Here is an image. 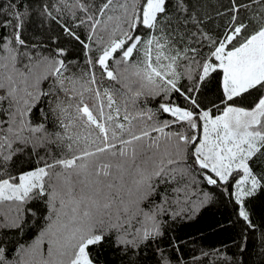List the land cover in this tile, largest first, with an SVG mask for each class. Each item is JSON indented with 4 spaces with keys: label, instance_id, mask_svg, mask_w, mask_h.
Masks as SVG:
<instances>
[{
    "label": "snow or ice",
    "instance_id": "6c2138e0",
    "mask_svg": "<svg viewBox=\"0 0 264 264\" xmlns=\"http://www.w3.org/2000/svg\"><path fill=\"white\" fill-rule=\"evenodd\" d=\"M252 4L258 14L247 22L239 13ZM61 5L73 20L76 10L85 14L76 26H87V43L62 26L84 46L86 69L72 72L75 62H66L63 48L45 55L26 44V13L15 12L13 34L0 36V228L22 233L25 205L36 200L47 208L35 239L19 243L12 259L0 246V264H94L90 246L111 233L118 246L137 250L163 235L161 217L194 213L205 202L191 201L194 173L209 185H228L234 173H242L234 195L248 221L245 198L264 187V169L253 171L264 160V0H231L220 38L200 27L198 0H104L94 11L84 0H58L57 13ZM44 14L56 19L48 5ZM93 43L95 58L89 54ZM217 72L223 107L214 104V113L201 108L196 94ZM182 78L191 87L179 86ZM46 81L47 90L41 87ZM173 93L188 106L172 102ZM148 97H161L157 111L171 119L156 120L152 109L137 107ZM45 98L61 131L50 133L44 123L31 121ZM45 142H59L70 155L41 158L42 166L15 176L8 171L25 147L35 151ZM161 184L174 186L159 192Z\"/></svg>",
    "mask_w": 264,
    "mask_h": 264
},
{
    "label": "trees",
    "instance_id": "16d2710c",
    "mask_svg": "<svg viewBox=\"0 0 264 264\" xmlns=\"http://www.w3.org/2000/svg\"><path fill=\"white\" fill-rule=\"evenodd\" d=\"M74 2L75 0H68L69 4ZM84 2L90 5V11H94L104 0H84ZM236 2L251 4V0H236ZM57 4L58 0H0V36L13 34V26L16 23L13 19L15 12L26 13L22 16L24 27L21 32V38L25 39L26 44L37 45V50L45 55H54L55 49L63 48L67 53L66 62H75L69 65L72 72H78L81 68L86 69L84 46L69 37L62 26L70 27L81 37V40L87 43V26H76L85 14L76 10V19L73 20L71 14L62 5V13H57L53 7ZM10 5H15V9ZM44 5H48L56 19L44 14ZM198 6L197 15L203 21L200 27L205 32L220 38L231 17L229 11L231 0H198ZM258 9V5L252 4L250 9L242 8L239 16L251 22L253 14H258ZM5 20H10L12 26L5 28L3 26ZM98 35L107 39L103 32H99ZM92 49L89 54L95 58L98 54L95 43ZM29 50L35 54L36 50ZM208 51V47L203 48V52ZM96 71L99 77V66ZM221 82L222 72H217L201 85L200 92L196 94L201 108H213L214 104L220 105ZM49 83L46 81L41 87L47 90ZM110 84L111 82L105 81L103 86L109 87ZM191 84L192 82L186 78H182L179 82L182 88L191 87ZM115 87L119 88L120 85L116 84ZM2 94L3 92L0 91V95ZM47 99L45 98L33 108L31 121L34 125L44 123L50 133L61 131L58 125L53 123L54 117L48 113ZM171 101L181 106H188L183 97L177 93L172 94ZM161 102V97H148L139 102L137 107L152 109L156 112L154 117L156 120L171 119L168 114L157 111ZM4 107H7V103ZM220 107L223 106L220 105ZM41 109H44L47 119L41 114ZM213 111L215 113V108ZM4 118L3 113H0V119ZM54 139L50 137V141ZM66 155L70 153L59 142H45L35 151H32V146L29 144L13 157L8 165V171L15 176L23 171L42 166L41 158L52 162ZM262 169H264V160L259 162L253 171L259 174ZM241 174L234 173L228 185L223 183L209 185L202 176L194 173L189 178L195 181L191 187V201L196 203L200 200L205 201L194 213L188 211L175 217L171 214L161 217L165 221L163 235L142 244L137 250L118 246L115 242L116 233H111L101 244L90 246L89 252L94 264H163L164 261L169 264H264V187L258 189L253 196L245 198L244 207L249 213V220L245 221L239 215L240 206L234 195L235 180L239 179ZM173 186L161 184L159 192H165L166 188L170 191ZM156 202L159 203V196L156 197ZM29 208L36 213L35 217L31 212H27ZM172 211H178V209L173 207ZM25 213L27 223L22 233L13 228H0V246L5 248L8 259L13 258L19 243H30L35 239L38 227L44 223L43 217L47 215V208L43 201L33 200L25 205ZM2 219L0 217V220Z\"/></svg>",
    "mask_w": 264,
    "mask_h": 264
}]
</instances>
